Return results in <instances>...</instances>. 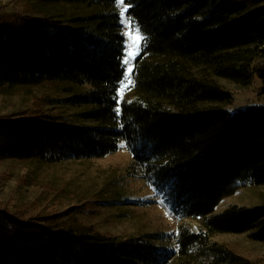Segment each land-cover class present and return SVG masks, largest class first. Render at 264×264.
Wrapping results in <instances>:
<instances>
[{"label":"trees","instance_id":"trees-1","mask_svg":"<svg viewBox=\"0 0 264 264\" xmlns=\"http://www.w3.org/2000/svg\"><path fill=\"white\" fill-rule=\"evenodd\" d=\"M125 3L147 44L119 115L125 37L115 0H40L39 14H0V87L77 89L64 103L84 107L87 123L43 112L0 117V161L101 158L124 144L140 179L202 228L169 247L162 234L105 236L75 212L26 219L0 205V264H252L213 237L248 232L264 243V205L214 212L240 186H264V105L230 112L220 104L233 95L216 79L248 86L257 77L264 95V0ZM61 5L79 10L51 11Z\"/></svg>","mask_w":264,"mask_h":264},{"label":"rangeland","instance_id":"rangeland-1","mask_svg":"<svg viewBox=\"0 0 264 264\" xmlns=\"http://www.w3.org/2000/svg\"><path fill=\"white\" fill-rule=\"evenodd\" d=\"M37 2L40 0H0V14H39L34 9ZM59 7L51 11L64 17L79 10L72 5ZM121 7L123 5H119V10ZM122 26L123 33L128 31L130 37H135V32ZM216 81L233 95L230 104H220L230 112L245 110L251 105H264L257 77L248 86L223 78ZM74 90L77 89L52 83L0 87V117L43 112L87 124L78 117L84 107L64 103ZM118 91H122L119 102L130 101L134 97L133 86L129 90L120 85ZM0 205L26 219L40 216L65 221L75 212L78 223L105 236L129 239L162 234L168 240L162 244L169 247L175 244L181 231L198 232L202 228L200 220L177 217L162 194L140 179L132 168V157L124 144L118 151L101 158L64 159L54 163L1 160ZM233 205H264V186H240L233 195L221 201L214 214H220ZM213 241L252 264H264V243L251 239L248 232L216 234Z\"/></svg>","mask_w":264,"mask_h":264},{"label":"snow or ice","instance_id":"snow-or-ice-1","mask_svg":"<svg viewBox=\"0 0 264 264\" xmlns=\"http://www.w3.org/2000/svg\"><path fill=\"white\" fill-rule=\"evenodd\" d=\"M115 2L117 5H123L119 10L120 23L124 25L125 28H130V31L135 32L136 34L135 37L132 38L128 31L123 33L126 40L124 54L122 56V67L125 71L120 85L121 88L126 87L130 90V88L135 85V64L146 47L147 36L135 22L134 18L129 14L133 5L131 3H125V0H115ZM126 14H128L127 17ZM124 81H127V84H124ZM118 97L122 98V91H118ZM117 104V114L119 115V99H117Z\"/></svg>","mask_w":264,"mask_h":264}]
</instances>
